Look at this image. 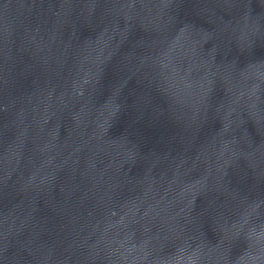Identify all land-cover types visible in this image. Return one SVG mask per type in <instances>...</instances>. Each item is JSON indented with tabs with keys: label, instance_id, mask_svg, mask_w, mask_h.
<instances>
[{
	"label": "water",
	"instance_id": "1",
	"mask_svg": "<svg viewBox=\"0 0 264 264\" xmlns=\"http://www.w3.org/2000/svg\"><path fill=\"white\" fill-rule=\"evenodd\" d=\"M0 264H264V0H0Z\"/></svg>",
	"mask_w": 264,
	"mask_h": 264
}]
</instances>
